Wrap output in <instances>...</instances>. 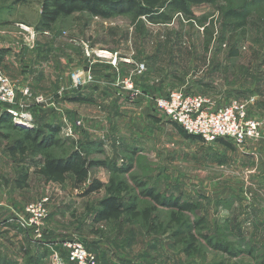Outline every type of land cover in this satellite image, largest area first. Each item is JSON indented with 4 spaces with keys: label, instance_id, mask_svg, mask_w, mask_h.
Segmentation results:
<instances>
[{
    "label": "rangeland",
    "instance_id": "obj_1",
    "mask_svg": "<svg viewBox=\"0 0 264 264\" xmlns=\"http://www.w3.org/2000/svg\"><path fill=\"white\" fill-rule=\"evenodd\" d=\"M186 1L196 21L180 12L159 24L76 12L47 31L43 0H0V70L16 87L11 107L28 118L0 116L7 264H74L66 246L74 242L98 264H264V0ZM231 11L249 14L245 34L231 29ZM173 90L246 103L261 138L236 144L184 133L155 107ZM47 123L60 131L46 155L80 152L84 177L46 176L37 165L44 152L16 147L22 130ZM148 189L195 208L157 205L142 195ZM110 197L124 208L103 218L99 203Z\"/></svg>",
    "mask_w": 264,
    "mask_h": 264
},
{
    "label": "trees",
    "instance_id": "obj_2",
    "mask_svg": "<svg viewBox=\"0 0 264 264\" xmlns=\"http://www.w3.org/2000/svg\"><path fill=\"white\" fill-rule=\"evenodd\" d=\"M41 11V23L47 31L51 28L57 17L69 16L76 12H86L89 15L102 19H110L115 15L128 13L131 15L132 22H135L139 17L143 16L149 23L153 24L166 23L170 21L177 12H180L187 20H191L192 22L197 20L186 0H159L157 7H154L153 3L149 0H43ZM230 13L232 17L236 19V22L231 25V29L240 34H245V26L249 14L247 12L236 13L234 11L229 12V14ZM2 59L3 52L0 50V62ZM79 99L80 98L77 100L80 101ZM0 116H4V120L9 124L12 121L9 113H2ZM12 127L19 131V128L13 125ZM43 129L49 134L45 135ZM59 131L60 126L52 123L43 125L42 129L34 128L31 130H22L23 139L17 141L16 147H22L24 143L28 142L34 151L40 152L41 154L44 152V159L38 160L37 165L40 171L46 176L73 172L78 176L84 177L86 175L85 165L87 161L82 157L80 152H72L67 159L53 158L50 155H46L48 148L59 143L58 139L53 138ZM109 166L112 170L120 172L115 165L109 164ZM99 188L100 183H97L94 186L88 187L84 194ZM142 195L149 197L157 205L174 208L182 212L191 211L195 208L193 202H179L178 199L172 200L161 197V195L155 193L153 189L142 191ZM123 208L124 205L119 202L118 199L110 197L99 203V214L101 217L106 218ZM199 224L198 221L194 222L195 227ZM177 233H179V236H175L177 242L183 241L184 235L181 234L182 232ZM213 246L219 248L217 244ZM7 263L8 261L5 260V258L0 257V264Z\"/></svg>",
    "mask_w": 264,
    "mask_h": 264
},
{
    "label": "built area",
    "instance_id": "obj_3",
    "mask_svg": "<svg viewBox=\"0 0 264 264\" xmlns=\"http://www.w3.org/2000/svg\"><path fill=\"white\" fill-rule=\"evenodd\" d=\"M15 93L16 87L0 70V104L7 106L6 111L12 120L28 124L27 116L20 113L19 108L11 107L15 102ZM155 107L186 134L205 141L224 138L243 144L261 138V122L250 117L246 103L237 99L217 105L210 98L173 90L156 98ZM66 246L69 248V260L74 264H98L82 244L74 242Z\"/></svg>",
    "mask_w": 264,
    "mask_h": 264
},
{
    "label": "bare ground",
    "instance_id": "obj_4",
    "mask_svg": "<svg viewBox=\"0 0 264 264\" xmlns=\"http://www.w3.org/2000/svg\"><path fill=\"white\" fill-rule=\"evenodd\" d=\"M19 123V122H18Z\"/></svg>",
    "mask_w": 264,
    "mask_h": 264
}]
</instances>
